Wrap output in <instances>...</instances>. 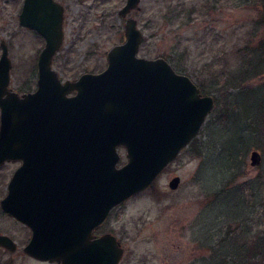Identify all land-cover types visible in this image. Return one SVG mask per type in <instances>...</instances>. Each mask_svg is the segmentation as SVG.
Here are the masks:
<instances>
[{"label": "rangeland", "instance_id": "obj_1", "mask_svg": "<svg viewBox=\"0 0 264 264\" xmlns=\"http://www.w3.org/2000/svg\"><path fill=\"white\" fill-rule=\"evenodd\" d=\"M180 1L181 12L175 8ZM143 3L149 8L134 13L143 31L139 54L164 56L202 85L203 92L214 94L215 104L189 144L147 188L113 207L97 233L110 231L120 239L124 253L118 264H203V257L212 253L210 246L226 231H264V126L245 127L242 118L264 109V85H256L264 74L252 78V86L239 96V113L231 110L236 103L229 93L235 89L215 84L219 73L239 65L242 54L237 49L264 37V0ZM18 8L17 0H0V42L5 39L9 46L10 85L23 92L37 86L36 58L45 39L19 23ZM102 8L92 11L81 27L65 28L54 63L63 79L102 70L108 49L123 38L119 12ZM254 148L262 153L259 165L251 164ZM119 151L120 162L126 161V149ZM15 166L13 161L0 166V196ZM174 175L181 178L176 188L169 185ZM0 231L19 246L31 236L28 225L1 208ZM19 246L9 252L0 245V264H62L35 258Z\"/></svg>", "mask_w": 264, "mask_h": 264}, {"label": "water", "instance_id": "obj_2", "mask_svg": "<svg viewBox=\"0 0 264 264\" xmlns=\"http://www.w3.org/2000/svg\"><path fill=\"white\" fill-rule=\"evenodd\" d=\"M138 4L127 0L120 13L127 16ZM19 19L45 42L36 58L37 87L23 92L10 85L9 46L5 39L0 42V163L22 160L0 206L31 228L22 251L35 258L118 264L122 242L113 232L97 235L95 229L113 207L147 188L189 144L212 111L215 95L203 92L164 56L140 55L143 31L133 15L124 24L125 40L108 49L101 71L66 79L53 66L64 43L62 12L38 9L33 0H26ZM39 141L47 147H71L78 156L87 154L82 199L79 193L77 200L59 203L38 195L35 172L48 174L46 169L35 171ZM119 146L126 148L122 165ZM250 160L259 165L261 151L252 149ZM77 176L80 180V172ZM179 182L175 175L170 186L176 188ZM0 245L9 252L18 248L15 239L1 231Z\"/></svg>", "mask_w": 264, "mask_h": 264}, {"label": "flooded vegetation", "instance_id": "obj_3", "mask_svg": "<svg viewBox=\"0 0 264 264\" xmlns=\"http://www.w3.org/2000/svg\"><path fill=\"white\" fill-rule=\"evenodd\" d=\"M25 2L26 0H17V4L19 6L17 17H18L19 23H20L19 15L25 5ZM33 2H34L35 7H37L38 9L61 11L62 12V24H63L64 31L67 26L81 27L84 23H86L88 15L92 11L98 10L100 6H102L103 8L108 7L107 9L110 11L113 9H116L121 15V18H123L124 24H125L127 16L129 15L135 16L134 13L136 11L149 8V4L144 5L143 0H139L138 6L132 7L130 11L128 12V15L125 16L120 13V10L127 3V0H33ZM175 8L179 9V11L182 10L181 1L180 3L177 4ZM24 27H27V26H24ZM125 38L126 37H125V31H124V36L119 42L124 41ZM55 61H56V55L53 59V66H54ZM85 71L97 72L101 70H84L83 72ZM72 78H75V77H72ZM121 147L125 148L124 146H119V148ZM34 152L36 156L35 158L36 164L34 165L35 171L39 169H43V170L46 169L48 173L42 177L41 176L42 174L40 175L38 172H35V174L39 176L37 177L38 181L34 182L35 190H37L36 192H38L39 196H42L44 200L49 199L50 201L59 202V203L65 202L64 200L75 201L78 199L79 195H80V198L83 197L84 189L82 191L81 184L83 181L82 175L84 173V170L87 169V154L86 153L84 156V154L80 152V155L78 156L76 154L75 149L71 147L62 148L60 145H55V144L53 146L47 147L45 143H42L40 141L37 142ZM120 157H121V153H120ZM11 161L16 162L15 169L22 164V160L20 159H16V160L6 159L4 162L0 163V166L1 165L3 166L7 162H11ZM120 161L121 159L119 160L118 165H122L127 160L123 162H120ZM15 169L3 183V187H2L3 193L0 196V199L4 197L6 194H8L9 182H10V179ZM78 172H80V180L77 176ZM40 176H41V179H40ZM170 180H169V185H170ZM41 181H43L44 183L41 184ZM0 208L8 216L14 219H17L15 216L3 210L1 206ZM17 220L21 221L19 219ZM97 229H95L94 232L95 234L98 235ZM19 247H23V246H19Z\"/></svg>", "mask_w": 264, "mask_h": 264}, {"label": "trees", "instance_id": "obj_4", "mask_svg": "<svg viewBox=\"0 0 264 264\" xmlns=\"http://www.w3.org/2000/svg\"><path fill=\"white\" fill-rule=\"evenodd\" d=\"M236 52L242 54L239 65L229 72L219 73L215 77V84L221 83V86H226L230 90L235 89L229 93L236 103L231 110L239 113L241 106L239 96L252 86L249 85L252 78L264 74V37L256 45L247 43ZM256 85H264V81ZM242 118L245 120V127L254 123L252 127L257 129L264 126V109L261 108L256 113H246ZM228 119L230 121L229 113ZM249 231L252 233V229L239 233L237 229L226 231V234L220 236L216 243L210 246L212 253L209 257L202 258L203 264H264V231H258L253 235Z\"/></svg>", "mask_w": 264, "mask_h": 264}]
</instances>
